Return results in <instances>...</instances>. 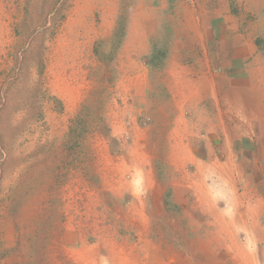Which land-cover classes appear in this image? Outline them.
I'll return each mask as SVG.
<instances>
[{
    "label": "rangeland",
    "instance_id": "obj_1",
    "mask_svg": "<svg viewBox=\"0 0 264 264\" xmlns=\"http://www.w3.org/2000/svg\"><path fill=\"white\" fill-rule=\"evenodd\" d=\"M220 53L264 57V0H0V264L250 260L182 132Z\"/></svg>",
    "mask_w": 264,
    "mask_h": 264
},
{
    "label": "crops",
    "instance_id": "obj_2",
    "mask_svg": "<svg viewBox=\"0 0 264 264\" xmlns=\"http://www.w3.org/2000/svg\"><path fill=\"white\" fill-rule=\"evenodd\" d=\"M249 55L252 62L245 65ZM259 57L258 54H213L210 58L212 65L205 70V64H199L201 68L192 74L190 83L183 82L189 90L181 93L184 104L189 100L186 109L191 118L190 123L184 120L186 128L182 132L189 131L190 140L195 143L193 146L197 143L198 152L190 154V162L195 164L198 173L206 172L209 179L215 177L220 181L218 185L205 186L196 180L195 189L206 190L203 199L211 212H219L218 216H223L224 220L225 212L221 213L216 206L222 201L230 206V212L240 226L241 222L247 224L248 232L239 234L242 233L253 249L250 253L246 248L244 253L251 259L240 264H264V57ZM174 109L176 112L172 115L179 119L185 107L175 106ZM201 143L206 144L203 154L199 149ZM200 156L208 159L204 161ZM228 162L233 167L226 169L224 166ZM223 171L236 178L226 187L220 180ZM191 184L196 185L195 181ZM238 184L241 191L238 198L235 197L234 207L230 198L223 196H228L229 189L238 187ZM214 192L217 197L212 196ZM258 221L260 228L257 227ZM231 233L229 237L234 236ZM155 262L159 264L157 260Z\"/></svg>",
    "mask_w": 264,
    "mask_h": 264
},
{
    "label": "bare ground",
    "instance_id": "obj_3",
    "mask_svg": "<svg viewBox=\"0 0 264 264\" xmlns=\"http://www.w3.org/2000/svg\"><path fill=\"white\" fill-rule=\"evenodd\" d=\"M237 52V51H236ZM225 179V178H224ZM223 182H224V180H222ZM227 182V181H226ZM231 196V195H230ZM223 198H224V196H223ZM210 200V199H209ZM232 200V199H231Z\"/></svg>",
    "mask_w": 264,
    "mask_h": 264
}]
</instances>
